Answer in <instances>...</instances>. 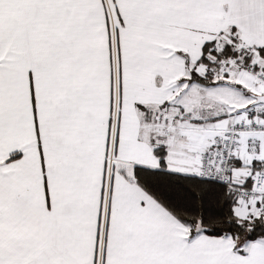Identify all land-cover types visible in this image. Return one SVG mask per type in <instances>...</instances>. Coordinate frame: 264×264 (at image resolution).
<instances>
[{"label": "snow or ice", "instance_id": "1", "mask_svg": "<svg viewBox=\"0 0 264 264\" xmlns=\"http://www.w3.org/2000/svg\"><path fill=\"white\" fill-rule=\"evenodd\" d=\"M0 264H264V0H0Z\"/></svg>", "mask_w": 264, "mask_h": 264}]
</instances>
